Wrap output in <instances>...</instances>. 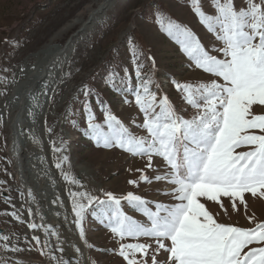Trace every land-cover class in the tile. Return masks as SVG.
Segmentation results:
<instances>
[{
    "label": "snow or ice",
    "instance_id": "6c2138e0",
    "mask_svg": "<svg viewBox=\"0 0 264 264\" xmlns=\"http://www.w3.org/2000/svg\"><path fill=\"white\" fill-rule=\"evenodd\" d=\"M210 6L212 12L206 13L202 0H191L190 3L193 15L209 33H215L220 47L211 45L206 50L198 36L187 27L171 20L166 25L161 21L163 31L180 46L182 54L191 58L198 69L217 78L196 90L200 93L199 99L189 85L175 82L177 91L185 94L186 103L197 109L191 118L174 111L167 94L158 99L159 85L157 91L150 90V81L142 74L143 61L135 50L131 51L132 70L124 68L120 78V83L126 86H117L115 72L107 86L117 94L132 93L144 117L138 127L147 132V137L137 138L128 135L123 127H115L121 122L108 110L109 106L100 94H93L86 86L83 90L85 136L90 134L99 147L119 148L146 157L149 170H155L154 164L157 168L161 165L166 168L152 179L163 182L158 194L170 200L156 202L154 210L144 208L147 202L133 193L117 198L112 192H103L106 199L86 191L69 193L73 198L72 223L84 246H90L85 217L94 203L114 206L115 226L111 227V232L120 240L125 236L145 238L143 242L118 245V256L123 264H264V222L243 228L219 223L216 219L220 212L228 215L229 207L238 211L239 206H243L247 212L249 198L264 199V134L241 135L247 129L264 133V114H253L254 105L264 106V0H244V7L240 9L236 8L235 0H210ZM133 80L136 81L134 86ZM93 95L110 135L102 131L98 123H92L95 112L88 98ZM125 102H128L127 98ZM242 146L253 147L237 152L236 149ZM154 157L160 159L155 161ZM68 159L64 155L56 167L60 168ZM137 171L141 173L139 181L152 182L144 169ZM4 183L0 181V184ZM74 183L79 184V181ZM129 183L136 185L138 181L130 180ZM6 192L4 189L0 194ZM222 197L227 198V203L221 200ZM200 198L214 202L219 212L214 214ZM4 201L12 209L11 217L25 223V217L15 211L11 196L4 194ZM59 201L57 197L53 203ZM122 202L144 209L150 226L126 215L121 209ZM28 215H32L31 209ZM248 220L252 222L253 217L249 215ZM26 226L31 234H25L22 241L16 239V243H13L15 234L9 236L0 231V240L4 242L0 247L20 255L36 249L48 258V264H81L80 246L72 245L78 255L66 258L63 246L66 241L57 232L45 228L42 239L36 234V223L29 221ZM4 264L25 262L13 260Z\"/></svg>",
    "mask_w": 264,
    "mask_h": 264
},
{
    "label": "rangeland",
    "instance_id": "374dc122",
    "mask_svg": "<svg viewBox=\"0 0 264 264\" xmlns=\"http://www.w3.org/2000/svg\"><path fill=\"white\" fill-rule=\"evenodd\" d=\"M99 3L100 0H0V181L6 182L0 184V193L7 189L4 194L11 196L16 206L15 211L25 217V223L11 217L12 209L6 205L4 194H0V231L9 236L15 234L13 243H16V239H23L25 234H30L27 222L36 221H31L28 215V210L33 209L34 205L31 204V198H24L23 191L17 186L15 165L9 154L12 136L9 121L13 115L11 106L14 104L7 103V100L12 93V81L16 72L27 61L32 63L34 54L50 44L65 46L72 39L71 54L61 65L60 74L57 73L53 79L47 80L28 96L30 105L23 119L25 129L21 134L24 143L39 142L43 158L49 162L46 169H40L41 172L35 173V176H32L33 171L28 179L30 182L43 180L44 187L48 190L55 187L56 192H53L51 202L60 198L55 203L58 210L53 214L57 218H63L65 210L73 213L70 192L86 191L100 199H106L103 192H112L117 198L133 193L147 202L144 208L148 210H154L156 202L170 200L169 197L158 194L163 182L152 179L166 171L164 166L157 168L154 164L155 170H149L146 168V157L141 158L119 148L99 147L90 134H83L87 131L83 111L85 86L93 94L99 93L100 98L109 106L108 110L121 122L115 127H123L128 135L140 138L147 137L148 134L138 127L143 123L144 117L135 104L132 93L127 91L117 94L107 86L114 72L117 73V86H126L120 83V78L124 75V68L132 70V50L138 52L143 61L142 74L150 81V90L157 91L159 85L158 99L167 94L169 105L178 114L185 115V118H191L197 109L186 103V99H183L185 94L177 91L175 82L189 85L199 99L200 93L196 90L217 79L198 69L191 58L182 54L180 46L167 36L161 25V21L164 25L169 20L179 22L198 36L206 50L211 45L220 47L215 33H209L193 15L191 0H116L100 23L92 26L87 33H77L88 21L90 11L96 9ZM235 6L237 9L244 7V0H235ZM202 7L206 13L212 12L210 0H202ZM149 57L153 59L150 60ZM135 83L133 80L132 85ZM88 99L95 112L92 123H98L101 130L110 135V129L94 95ZM261 108L264 106L254 105L253 114H264ZM246 133L264 134L258 129H247L241 135ZM252 147L242 146L236 151H247ZM64 155L69 159L57 168V162H61ZM159 159L154 157L155 161ZM138 169H144L152 182L139 181L141 173ZM130 180L138 183L130 184ZM74 181H79V184ZM45 196L50 198V195ZM200 200L214 214L219 212V207L214 202H206V198ZM221 200L227 203V198L222 197ZM247 204V212L243 206H239L238 211L229 207L228 215L220 212L216 216L217 222L243 228H252L256 223L264 222V199L249 198ZM112 207L114 206L94 203L88 208L85 231L90 246H84L80 239L76 241L75 237L79 238L78 232L70 227V237L75 241L72 245H83L85 248L82 250L81 264H91L93 261L95 264H123L122 258L118 256V245L144 241L143 237L137 239L127 236L120 240L111 232V227L115 226ZM121 209L136 222L150 226L143 214L144 209L129 207L126 202H122ZM249 215L253 217L252 222L248 220ZM47 221L50 224L48 219ZM50 231L54 232L53 229ZM3 243L0 240V245ZM40 257L36 249L20 255L0 247V264L13 260H20L25 264H48L44 256Z\"/></svg>",
    "mask_w": 264,
    "mask_h": 264
},
{
    "label": "bare ground",
    "instance_id": "6f19581e",
    "mask_svg": "<svg viewBox=\"0 0 264 264\" xmlns=\"http://www.w3.org/2000/svg\"><path fill=\"white\" fill-rule=\"evenodd\" d=\"M115 2L116 0H100L97 8L90 11L88 21L82 26L84 28L82 33H87L92 26L100 23L104 18L106 11L110 9ZM72 47V43L67 46L50 44L34 54L33 62L30 63L27 61L16 72L12 81V93L7 100V103L9 102L11 105L14 104L11 106V112L13 115L9 121L12 129L9 154L12 156L15 165L14 168L18 181L17 186L23 191L24 198L32 199L31 204L32 206L34 205V208H31L32 215L30 216V219L31 221H36V223L38 222V230L36 234L40 235L43 239L45 228H48L49 230L53 229L54 232H57L61 239L66 241L63 245L66 258L78 255L75 253L74 247H72V243H75V241L70 237L72 236L70 227L75 230V226L72 223L74 215L65 210L66 215L62 216L63 218L55 217L53 214H56L58 207L56 206L57 204L55 205V203L51 202V197L54 195L53 192H56L55 187L48 190V188L44 187L43 180L38 182L29 181V174L32 175V172L34 171V175L32 176H35V173L46 169L49 162L43 158L44 155L43 151H41L42 148L40 149L41 144L39 142H31L30 144L24 143L21 140V134L23 133V129H25V126H23V119L24 116H26L25 114L28 112L30 105L28 96L32 91H35L42 86L47 80L53 79L57 73L60 74V67L71 54ZM45 195H50V198H47ZM65 218H67V223L65 222ZM47 219L50 224L47 223ZM28 231L31 234V230ZM75 238L76 241L79 240L78 237ZM51 240H55V237H51ZM72 248L73 250H71ZM81 249L85 250L83 245L81 246ZM40 256L42 257L43 255ZM44 258L48 263V258L46 256H44ZM80 258L81 256H79V259Z\"/></svg>",
    "mask_w": 264,
    "mask_h": 264
},
{
    "label": "water",
    "instance_id": "95a60500",
    "mask_svg": "<svg viewBox=\"0 0 264 264\" xmlns=\"http://www.w3.org/2000/svg\"><path fill=\"white\" fill-rule=\"evenodd\" d=\"M84 30V28L82 27L77 33H82ZM72 43V39H70L67 43H66V46L71 44ZM34 100V99H31V101Z\"/></svg>",
    "mask_w": 264,
    "mask_h": 264
}]
</instances>
